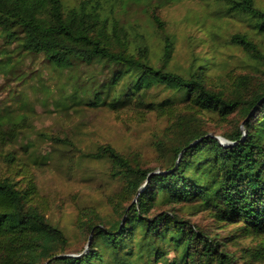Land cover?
<instances>
[{"label":"trees","instance_id":"obj_1","mask_svg":"<svg viewBox=\"0 0 264 264\" xmlns=\"http://www.w3.org/2000/svg\"><path fill=\"white\" fill-rule=\"evenodd\" d=\"M138 1L160 32L157 49L124 23L117 0L67 7L63 0H0V74L14 75L13 59L22 54H42L62 72L95 65L91 76H70L72 98L91 96L93 107L164 122L151 137L154 166L111 143L84 151L68 135L37 132L60 151L109 161L120 182L106 198L109 213L79 209L76 226L90 244L72 252L38 201L33 163L40 151L29 118L0 110V264H264V4L210 0L217 19L241 25L226 39L244 52L249 69L238 72L208 55L174 68L176 37L158 14L163 0ZM208 35L219 45L215 30ZM211 120L228 125L222 140L207 127ZM202 213L219 230L191 220ZM66 253L76 255L55 257Z\"/></svg>","mask_w":264,"mask_h":264},{"label":"rangeland","instance_id":"obj_2","mask_svg":"<svg viewBox=\"0 0 264 264\" xmlns=\"http://www.w3.org/2000/svg\"><path fill=\"white\" fill-rule=\"evenodd\" d=\"M78 1L63 0L66 7ZM117 1L116 9L124 23L132 24L138 32L147 35L153 48H156L160 32L153 27L143 2ZM259 1L264 4V0ZM162 2L158 14L165 22L166 31L176 37L171 63L174 68L186 67L193 55H208L227 60L230 68L238 72L249 69L244 52L226 43L229 34L241 25L230 19H217L220 11L212 1ZM210 29L218 34L217 46L208 35ZM3 47L4 39L0 34V49ZM13 60H19L14 75L0 74V110H11L14 115L29 118V134L35 149L40 151L37 163H33L30 156L28 160L33 163V174L39 187L38 201L47 209L50 220L69 237V250L74 252L87 245L84 234L76 226L79 209L96 205L104 214L109 213L111 207L106 205V198L119 189L120 182L112 176L109 161L88 158L79 151H60L50 141L38 137L37 132L68 135L84 151L95 149L99 144L111 143L124 153L139 152L146 164L154 166L158 156L151 137L164 122L155 116L140 122L127 111L114 112L106 107H93L89 105L91 96L72 98L70 76L81 79L91 76L98 70L95 65L76 64L62 72L42 54H22ZM207 127L222 139L220 132L228 125L211 120ZM50 151L51 155L44 157ZM191 220L208 228H217L216 222L207 213L191 217ZM230 228L221 231L226 234ZM249 241L250 238L242 239L243 244ZM236 247L233 244L231 248Z\"/></svg>","mask_w":264,"mask_h":264},{"label":"water","instance_id":"obj_3","mask_svg":"<svg viewBox=\"0 0 264 264\" xmlns=\"http://www.w3.org/2000/svg\"><path fill=\"white\" fill-rule=\"evenodd\" d=\"M218 138L220 139V137H218ZM220 140H222V139H220ZM89 244H90V238H89V240L87 242L86 248H88ZM73 255H76V254H74V253H66V254L57 255L55 257L56 258H63V257H68V256H73Z\"/></svg>","mask_w":264,"mask_h":264}]
</instances>
